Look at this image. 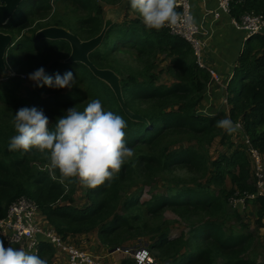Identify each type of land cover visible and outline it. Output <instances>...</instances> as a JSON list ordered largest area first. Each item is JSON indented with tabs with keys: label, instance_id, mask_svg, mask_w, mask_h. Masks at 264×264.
<instances>
[{
	"label": "trees",
	"instance_id": "16d2710c",
	"mask_svg": "<svg viewBox=\"0 0 264 264\" xmlns=\"http://www.w3.org/2000/svg\"><path fill=\"white\" fill-rule=\"evenodd\" d=\"M34 1L40 2L0 26V31L13 35L4 83H0V217L14 201L28 196L66 240L96 232L110 248L133 245L141 239L168 264H264V240L259 233L264 227V196L246 200L254 206L255 219L229 202L235 192L243 195L258 189L253 160L243 141L246 137L264 163V32L245 40L227 87L229 118L240 125L235 134L242 138L235 143L234 133L216 126L222 119L219 115L199 112L210 75L199 67L185 39L170 34L166 27L149 30L135 17L113 23L102 44L90 53L97 67L110 68L119 75L127 106L148 122L133 120L107 82L81 62H65L71 52L68 41L34 38L39 29L48 26L65 27L83 40L97 36L106 20L104 3L109 0H56V5L68 9L54 13L51 0ZM118 1L123 0L115 3ZM231 6L237 20L250 13L264 18V0H232ZM49 13V20L36 23ZM33 25V34L23 35L24 28ZM112 35L119 37L111 39ZM127 45L137 47L134 52L147 60L145 66L138 69L127 62L130 57L139 59L126 53ZM160 52L165 53L163 58L157 57ZM153 56L160 61L156 63ZM165 58H170L166 66L161 65ZM40 67L53 77L57 72L63 75L71 71L75 82L70 89L41 87L37 82L34 88L29 87L22 72L32 73ZM10 70L16 75H9ZM163 73L174 81L160 82ZM94 99L126 121L127 146L135 153L111 182L96 189L84 187L75 178L61 184L59 170H54V179L44 153L37 149L9 151L20 108L43 110L54 130L68 109L83 111ZM144 101L145 106L136 105ZM172 168H185L190 174L180 177L171 173L164 182L154 180L152 184L153 177ZM147 186L150 198L141 200ZM83 196L87 201L79 204L77 200ZM168 210L177 220L165 216ZM177 222L184 227L172 238ZM0 240L5 247L15 246L1 233ZM53 254V246L43 239L38 255L49 264Z\"/></svg>",
	"mask_w": 264,
	"mask_h": 264
},
{
	"label": "clouds",
	"instance_id": "9594fccd",
	"mask_svg": "<svg viewBox=\"0 0 264 264\" xmlns=\"http://www.w3.org/2000/svg\"><path fill=\"white\" fill-rule=\"evenodd\" d=\"M51 4L54 8L56 0H51ZM130 6L139 14L145 28L149 30L159 31L165 27L169 29L168 27L176 25L182 19L181 14L176 11V0H130ZM164 74L166 73L162 75ZM231 74L232 79L234 73L229 75ZM162 75L159 81L171 84L167 83ZM28 78L37 82L38 86L47 85L49 88L56 89H70L75 82L71 71L63 75L57 72L53 77L46 75L43 67L30 73ZM211 82L210 78L209 83ZM224 95L228 97L227 89ZM222 105L227 118L219 115L222 119L217 121L216 126L228 134L234 133L233 137L242 142V138L235 134L240 125L229 118V101ZM199 112L218 115L205 108H199ZM49 123V118L43 110L36 107L20 108L15 114L16 134L10 139L9 151L19 150L27 153L37 149L44 153L50 161L49 170L53 173L54 179V170H59L61 184H64L65 180L75 178L84 187L96 189L114 180L122 166L135 155L134 150L127 146L126 121L121 116L106 111L98 99L88 103L83 111L77 110L76 107L68 109L66 115L58 118L54 130L50 129ZM238 140L234 142L237 143ZM243 141L248 146V150L254 147L248 137ZM239 205L242 207L241 204ZM177 235L171 232L172 238ZM138 259L142 264L143 255ZM0 264H47V261L37 254L26 251L23 247L18 249L5 247L3 240H0Z\"/></svg>",
	"mask_w": 264,
	"mask_h": 264
},
{
	"label": "built area",
	"instance_id": "2783aa9c",
	"mask_svg": "<svg viewBox=\"0 0 264 264\" xmlns=\"http://www.w3.org/2000/svg\"><path fill=\"white\" fill-rule=\"evenodd\" d=\"M231 4L232 0H218V9L210 10L208 14L217 18L221 12L231 13ZM176 11L181 14L182 19L176 25L168 27L170 34L189 42L199 67L208 71L212 81H223V87L226 90L232 74H228L227 80L223 79L222 74L204 57V51L208 44V30L193 20L188 0H176ZM233 24L237 29L245 31L247 33L246 38H248L264 28V18L261 15L250 13L243 15L240 20L233 17ZM7 73L11 76L16 75L13 70ZM26 76L24 73L21 74L24 79ZM222 103H228V97L225 95ZM249 151L254 164L258 189L256 193H243L244 197L236 198L235 205L241 204L242 206L246 204L247 199L256 198L258 194L264 196L263 159L258 149L251 147ZM0 233L8 243L15 244L17 249L23 247L32 254L38 255L39 245L45 239L51 243L54 250L65 253L69 264H103L94 251L68 241L62 234L58 233L46 216L41 213L36 201L28 196H22L9 205L6 215L0 217ZM109 254L115 259H131L135 264H141L138 259L141 255H143L142 264H167V262L158 260L144 241H138L129 247L118 246L111 249Z\"/></svg>",
	"mask_w": 264,
	"mask_h": 264
},
{
	"label": "crops",
	"instance_id": "0c3cea01",
	"mask_svg": "<svg viewBox=\"0 0 264 264\" xmlns=\"http://www.w3.org/2000/svg\"><path fill=\"white\" fill-rule=\"evenodd\" d=\"M188 1L193 20L198 25L204 26L208 30V44L204 51L205 59L210 62V64H212V66H214L223 77H227L228 74L234 73L235 65L243 49L247 33L235 27L233 24L234 15L231 13L221 12L220 16L217 18L208 14V11L218 9V0ZM261 31L264 32V28ZM169 61V59L164 60L161 65H168ZM164 78L166 82L169 83L174 81H169V78L172 77L168 74H164ZM224 94L225 90L223 87V81H212L209 83L206 94L201 101V108H205L207 111L214 114L221 113L223 109L222 99ZM224 118H227L226 113H224ZM259 233L262 240H264V227L259 230ZM90 236L91 240L89 245L86 242L78 244V241L84 238L82 235L71 237L68 241H72L79 246L94 251L103 264H135L134 262H128L126 259H115L109 254L110 250L113 248L102 243L99 240L97 233L93 235L90 234ZM138 241L142 242L141 239H137L136 242ZM136 242L133 245H135ZM53 251L54 254L51 257L49 264H69L65 253L58 252L54 249Z\"/></svg>",
	"mask_w": 264,
	"mask_h": 264
},
{
	"label": "water",
	"instance_id": "95a60500",
	"mask_svg": "<svg viewBox=\"0 0 264 264\" xmlns=\"http://www.w3.org/2000/svg\"><path fill=\"white\" fill-rule=\"evenodd\" d=\"M24 0H0V26L9 22ZM115 22L114 15L110 14L105 20L102 31L95 37L83 40L78 35L61 26H48L35 33V39L66 40L70 43L71 52L65 59L67 63L81 62L88 66L92 73L109 84L115 93L124 112L133 120L147 123L146 117L133 112L126 104L119 75L110 68H99L90 59V53L97 49L103 42L106 31ZM13 45V35L0 31V73L7 69V55Z\"/></svg>",
	"mask_w": 264,
	"mask_h": 264
},
{
	"label": "rangeland",
	"instance_id": "374dc122",
	"mask_svg": "<svg viewBox=\"0 0 264 264\" xmlns=\"http://www.w3.org/2000/svg\"><path fill=\"white\" fill-rule=\"evenodd\" d=\"M39 2L40 1L25 0L23 2V4L17 9L15 15L19 14L20 12L23 13L26 10L34 8ZM62 9H68V8L66 6L55 5V7L53 8L52 12H55L54 10L59 11V10H62ZM32 14H33V12H32ZM49 14L46 17H44L43 19H37L36 23L44 22V21L49 20L50 19ZM110 14L114 15L115 21H124L126 19H134L135 17H140L138 13H136L131 7H129L127 0H123L121 2L118 1L117 3H115V0H109V2L104 3V15H105V18H108L110 16ZM37 18H39V17H37ZM33 27H34V25L31 27V29L24 28L26 33H23V35H28L29 36V35L33 34L32 33V28ZM117 37H119V36L112 35L111 39H115ZM30 43H32V42L30 41ZM143 43L144 44H148V42L146 40H144ZM26 48L27 47H25L24 50ZM126 48L128 49V52H126V53H128V54H136L134 52L137 49L136 46L127 45ZM164 56H165V53L164 52H160V53H158L157 57L158 58H163ZM137 57H139V59L138 58L133 59L132 57H130V59H126V60H127L128 63L134 65L135 67H138V69H139V66L143 67V66L146 65L147 60L144 59V58H143V60L140 59V57H141L140 55H137ZM155 57L153 56V59H155L156 63L159 62L160 59L157 61V59ZM167 59L168 58H165V60H167ZM169 60H170V58H169ZM22 73L27 75L26 79H24L25 81H27L26 85H28L29 87H31V86L33 87L34 81H32V80H30L28 78L30 73L28 71L22 72ZM5 75H6V72L0 73V83L4 81L3 77ZM52 75H53L52 73H49V76H52ZM163 77H164V75H162V78ZM223 79L227 80L228 78L224 77ZM172 80H173L172 78H169L170 82ZM162 82H164V81H162ZM167 83H169V82H167ZM145 104H146V101L137 102L136 103V105L138 107H143V106H145ZM222 108H223V105H222ZM218 115H222V117L224 116L223 109H222V112L221 113L219 112ZM232 140L233 141H237L238 139L236 137H233ZM239 141H241V140L239 139L238 142ZM212 154H214V152H212ZM171 173H173V175H177V176H180V177H186V176H188L190 174L189 170H187L185 168H175V169L172 168V170L170 172L166 171L164 173H161L160 175H157V176L153 177L154 179L152 178V184H155V181H158V183L164 182ZM253 175H255V177H256V174H255V171H254V164H253ZM227 183H228V184H226L227 188H230L231 187L230 178H227ZM77 193H78V191L76 192V194ZM238 197H244V195H240L239 192H235L233 195H231V197H229L230 205L232 207L241 208L242 210H244L243 213H247L248 216L251 219H253V217H255L253 204H251V203H249L248 205L247 204H243L242 207H240V205H235L234 203L236 201V198H238ZM148 198H150V192H149V187L147 186V187L144 188V192L142 194L141 200H147ZM77 201H78L79 204L84 203L85 201H87L86 196H83L82 199H78ZM165 216L168 219L174 220L176 218V220H177V216L172 210L166 211L165 212ZM183 227H184L183 223H180V222L175 223L174 224V228L172 230V233L173 234H179L181 232V230L183 229ZM90 234L93 235V234H96V232L89 233V234H86V235H82V236H84V238L79 240L78 244L86 242L89 245L90 244V240H91ZM129 246H131V245H127V247H129ZM125 259L128 262H133L132 260H128L127 258H125Z\"/></svg>",
	"mask_w": 264,
	"mask_h": 264
},
{
	"label": "flooded vegetation",
	"instance_id": "af4514ba",
	"mask_svg": "<svg viewBox=\"0 0 264 264\" xmlns=\"http://www.w3.org/2000/svg\"><path fill=\"white\" fill-rule=\"evenodd\" d=\"M49 16H51V14H49Z\"/></svg>",
	"mask_w": 264,
	"mask_h": 264
}]
</instances>
